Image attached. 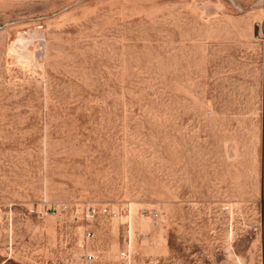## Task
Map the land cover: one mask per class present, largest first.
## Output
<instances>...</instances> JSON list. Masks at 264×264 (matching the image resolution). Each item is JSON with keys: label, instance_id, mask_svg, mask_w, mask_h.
<instances>
[{"label": "rangeland", "instance_id": "rangeland-1", "mask_svg": "<svg viewBox=\"0 0 264 264\" xmlns=\"http://www.w3.org/2000/svg\"><path fill=\"white\" fill-rule=\"evenodd\" d=\"M86 251L264 264V0H0V264Z\"/></svg>", "mask_w": 264, "mask_h": 264}, {"label": "built area", "instance_id": "built-area-1", "mask_svg": "<svg viewBox=\"0 0 264 264\" xmlns=\"http://www.w3.org/2000/svg\"><path fill=\"white\" fill-rule=\"evenodd\" d=\"M102 213H107V209L104 208L101 210ZM91 237V232L88 231L85 235V239L88 240ZM80 260L74 262L73 264H93L94 263V256L91 252L86 251V253H82L79 256Z\"/></svg>", "mask_w": 264, "mask_h": 264}]
</instances>
